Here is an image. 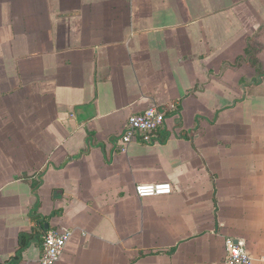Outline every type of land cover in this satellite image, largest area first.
Here are the masks:
<instances>
[{
    "label": "crops",
    "instance_id": "obj_1",
    "mask_svg": "<svg viewBox=\"0 0 264 264\" xmlns=\"http://www.w3.org/2000/svg\"><path fill=\"white\" fill-rule=\"evenodd\" d=\"M48 230L56 264H264V0H0V264Z\"/></svg>",
    "mask_w": 264,
    "mask_h": 264
},
{
    "label": "built area",
    "instance_id": "obj_2",
    "mask_svg": "<svg viewBox=\"0 0 264 264\" xmlns=\"http://www.w3.org/2000/svg\"><path fill=\"white\" fill-rule=\"evenodd\" d=\"M165 114L156 106L146 109L144 112L132 115L128 118L122 143L130 145L139 136L150 140L154 133L165 124ZM136 194L141 198L164 196L172 194V186L169 183L138 184ZM73 231L50 230L43 239V253L40 264L58 263L73 236ZM226 258L224 264H253V257L246 244L242 241L228 238L225 241Z\"/></svg>",
    "mask_w": 264,
    "mask_h": 264
},
{
    "label": "trees",
    "instance_id": "obj_3",
    "mask_svg": "<svg viewBox=\"0 0 264 264\" xmlns=\"http://www.w3.org/2000/svg\"><path fill=\"white\" fill-rule=\"evenodd\" d=\"M50 230L44 232V236L49 232ZM44 236H43V239H44ZM26 236H22V241L25 239Z\"/></svg>",
    "mask_w": 264,
    "mask_h": 264
}]
</instances>
